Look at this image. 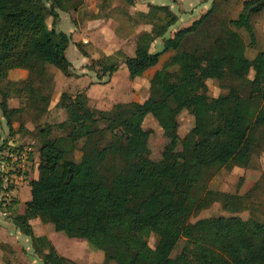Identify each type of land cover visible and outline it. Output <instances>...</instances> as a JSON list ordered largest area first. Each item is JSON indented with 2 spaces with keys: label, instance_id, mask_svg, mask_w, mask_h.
<instances>
[{
  "label": "trees",
  "instance_id": "obj_1",
  "mask_svg": "<svg viewBox=\"0 0 264 264\" xmlns=\"http://www.w3.org/2000/svg\"><path fill=\"white\" fill-rule=\"evenodd\" d=\"M215 3L212 0L206 12L168 38L164 36L178 16L167 4H150L146 16L154 38H162L161 49L151 51L149 42H144L120 62L109 56L94 61L101 68L100 79L109 78L122 63L134 80L156 66L161 54L172 52L149 78L143 101L130 103L126 111L119 104L94 109L86 89L64 91L59 106L66 117L29 131L20 120L23 103L10 107L8 100L18 97L19 86L31 80L52 79L50 67L65 76L73 74L65 53L70 36L49 27L47 17L56 19L58 11L75 10L76 5L70 0H0V82L7 84L6 90L0 88V112L10 136L0 142L1 158L9 165L2 152L15 153L22 147L11 138L16 133L14 121L20 122L19 131L35 137L27 159L30 171H22L30 198L22 211L16 198L9 204L0 199V213L13 212V224L30 238L42 264L75 263L59 254L47 236L35 234L32 219L51 223L69 238L86 240L102 252V264H264V223L237 215L190 220L215 201L234 210L231 205L238 199L208 188V182L222 168L249 166L254 155L264 150V50L248 58L247 44L238 31L248 33V45L255 44L252 17L264 11V0H243L238 16L221 21L213 35L208 26ZM77 49L87 56L82 45L77 44ZM14 68L27 70V78L7 79ZM210 79L227 88L213 104L207 100ZM39 93L31 98L33 106ZM222 99L211 146L198 147L189 131L180 139V161H155L140 136L121 137L115 132L117 125L144 129L152 116L163 134L172 129L177 137L183 111L192 116L194 129L203 130L207 113ZM55 129L63 133L53 135ZM34 150L38 175L30 178ZM152 235L163 243L151 246ZM182 240L181 251L172 256Z\"/></svg>",
  "mask_w": 264,
  "mask_h": 264
},
{
  "label": "rangeland",
  "instance_id": "obj_2",
  "mask_svg": "<svg viewBox=\"0 0 264 264\" xmlns=\"http://www.w3.org/2000/svg\"><path fill=\"white\" fill-rule=\"evenodd\" d=\"M76 5V9L58 11V17H47L49 27L64 31L70 36V42L65 50L68 60L73 64V74L64 76L61 72L50 67L52 79L38 81L31 80L23 86H19L18 97L13 96L11 103H23V112L20 120L28 121L34 127H41L48 123L58 122L66 117L65 111L59 106L60 94L64 91L74 93L83 90L87 85H94L91 89V108L107 109L114 104L136 103L143 101L149 93V75L155 68H159L162 62L172 53L165 52L160 55L159 63L148 69L143 75L132 80L129 78L126 65L120 64L118 70L109 78L103 76L100 79L101 68L94 61L109 56L116 61H121L124 56L133 55L139 43L149 42L150 50H160L162 38H154V28L149 24L146 14L150 4H167L179 17V20L167 31L165 38L182 26L190 24L194 18H198L212 6L205 0H70ZM214 14L211 17L208 30L211 34L218 32L221 21L236 18L242 8L243 0H215ZM207 2V3H206ZM256 42L248 45L250 37L243 29L238 30L247 44L246 55L251 58L256 52L264 50V11L253 15ZM77 44L84 47L87 56L80 54ZM252 76V72L250 73ZM227 83V82H225ZM1 90L7 89L4 81L0 82ZM33 92L28 93V91ZM38 89V90H37ZM258 92V89L254 87ZM40 91V99L37 105H32L31 98ZM227 91V88L219 87L218 81L208 80V102L213 104L218 95ZM87 94V91H86ZM220 106L207 113L206 127L203 130L194 129L192 116L183 111L178 116L179 126L177 137L175 130H168L163 134L162 129L152 116L145 120L144 129H129L117 125L115 132L121 137L137 135L145 140L150 157L155 161L172 163L182 159L181 137L192 131L194 141L200 148L209 147L212 144L213 132L217 127V115L221 111ZM30 104V106H29ZM122 117V116H121ZM8 131V126L0 112V137ZM11 135L16 145H28L35 138L30 132L15 130ZM63 131L55 129L53 135H60ZM9 135L5 136L7 138ZM10 137V136H9ZM12 141V140H11ZM34 150L33 157H37ZM79 152L75 153L76 159ZM35 166V167H34ZM31 177L38 175L37 164L32 165ZM26 183H21L17 188L10 190V199H17V209L22 210L24 201L30 198V192ZM208 188L219 190L235 196L238 203L231 205L234 210H227L219 201L212 202L209 207L199 211L190 218L195 221L198 218L237 215L243 219H250L264 223V150L260 151L246 167H227L220 169L208 182ZM1 199V198H0ZM3 210L0 208V211ZM0 213V264H42L38 254L33 251L30 238L24 235L13 224L11 215ZM33 231L37 235H45L55 246L59 254L74 261L75 264H102V252L90 247L86 240L81 238H69L61 231H55L51 223H42L35 219L32 222ZM148 242L154 246L157 242L163 243L156 235H152ZM184 241H180L172 252V256L178 254ZM107 264H116L109 262Z\"/></svg>",
  "mask_w": 264,
  "mask_h": 264
},
{
  "label": "built area",
  "instance_id": "obj_3",
  "mask_svg": "<svg viewBox=\"0 0 264 264\" xmlns=\"http://www.w3.org/2000/svg\"><path fill=\"white\" fill-rule=\"evenodd\" d=\"M30 150V144L22 145L18 152L3 151L2 154L9 161V165L6 159H2L0 156V198L9 204L10 202V190L20 185L24 179L23 170L30 171V163L28 159V153ZM2 215H6V210L2 212Z\"/></svg>",
  "mask_w": 264,
  "mask_h": 264
},
{
  "label": "crops",
  "instance_id": "obj_4",
  "mask_svg": "<svg viewBox=\"0 0 264 264\" xmlns=\"http://www.w3.org/2000/svg\"><path fill=\"white\" fill-rule=\"evenodd\" d=\"M205 1H207V2H209V5H211L212 4V0H205ZM206 2V3H207ZM206 12V11H205ZM203 13V12H202ZM201 13V14H202ZM195 19H197V18H194V20ZM178 20H179V17H178ZM189 25V24H188ZM185 26H187V25H185ZM183 27V26H182ZM176 31V30H175ZM81 54V53H80ZM155 67V66H154ZM152 68V67H151ZM150 69V68H149ZM156 69H158V68H155L152 72H151V74L149 75V78L151 77V75L154 73V71L156 70ZM57 72H58V70H57ZM60 72V71H59ZM62 74V73H61ZM27 75H28V72H27V70H25V69H22V68H14V69H11V70H9V72H8V75H7V79H9L10 81H22V80H25L26 78H27ZM65 76V75H64ZM94 87V85H87L84 89H86V91H87V96H88V98H89V101H91L90 99H91V94H92V91H91V89ZM75 93V92H74ZM12 98H10L9 100H8V104H9V106L10 107H18L20 104H18V103H11L10 102V100H11ZM137 103V102H136ZM119 105H120V107H121V109L122 110H125V107H126V110H128L129 109V103H119ZM125 110V111H126ZM23 122V121H22ZM23 125H24V127L27 129V130H32L33 128H34V126H32V125H30V123L28 122V121H24L23 122ZM20 126V122L19 121H14L13 123H12V128H13V130H16V129H18V127ZM9 134V128H8V131H7V133L6 134H4V136H2V137H0V142H1V140H3V139H5V136H7ZM34 162H37L38 163V154H37V157H35V161ZM36 163V164H37ZM34 173V172H33ZM27 187V186H26ZM29 188V187H28ZM29 192H30V189H29ZM22 210H23V207H22ZM22 210H20V211H22ZM33 220H35V219H32L31 220V224H32V222H33ZM39 220V219H38Z\"/></svg>",
  "mask_w": 264,
  "mask_h": 264
}]
</instances>
